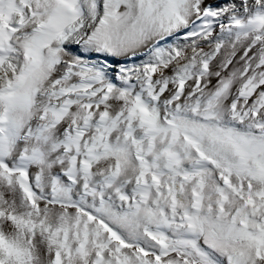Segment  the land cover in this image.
Returning <instances> with one entry per match:
<instances>
[{
	"label": "snow or ice",
	"instance_id": "6c2138e0",
	"mask_svg": "<svg viewBox=\"0 0 264 264\" xmlns=\"http://www.w3.org/2000/svg\"><path fill=\"white\" fill-rule=\"evenodd\" d=\"M0 264H264V0H0Z\"/></svg>",
	"mask_w": 264,
	"mask_h": 264
}]
</instances>
